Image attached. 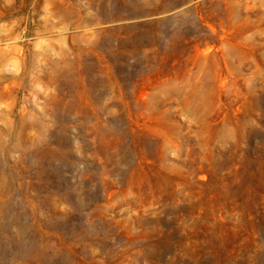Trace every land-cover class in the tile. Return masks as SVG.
<instances>
[{
    "label": "rangeland",
    "instance_id": "rangeland-1",
    "mask_svg": "<svg viewBox=\"0 0 264 264\" xmlns=\"http://www.w3.org/2000/svg\"><path fill=\"white\" fill-rule=\"evenodd\" d=\"M0 264H264V0H0Z\"/></svg>",
    "mask_w": 264,
    "mask_h": 264
}]
</instances>
